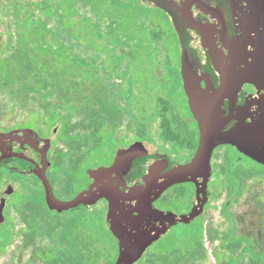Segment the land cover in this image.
<instances>
[{"label": "trees", "instance_id": "16d2710c", "mask_svg": "<svg viewBox=\"0 0 264 264\" xmlns=\"http://www.w3.org/2000/svg\"><path fill=\"white\" fill-rule=\"evenodd\" d=\"M114 1L117 2L115 7H97L98 13L108 24L104 34L99 30L94 41L96 44L97 41L102 44L104 38L113 49H120V54L112 56V60H116V63L124 62L127 57L130 61H135L136 54H140L150 60V64H154V67H138L139 71L132 68L130 80L122 91L130 107L138 113L135 118L138 127L136 139H145L148 134V122L160 119L163 138L166 141L183 144L181 135L173 128V120L169 116L171 114L175 116L174 118H178L172 104L176 92L168 93V84H160L153 76L155 68L161 64L159 59L161 53L166 51L161 47L162 34L158 32L156 25L160 20L169 23L168 18L157 7L146 5L145 0ZM138 13L140 16L137 15ZM141 21L146 25H142ZM149 24L152 25L150 31ZM149 33L153 35V42L149 40ZM16 37L14 41H9L4 51H0V96H3L7 104L12 107L37 108L47 116L46 122L49 127L61 126L63 138L78 131L89 133L84 141L85 148L79 146L83 152L82 157L73 164L64 178L63 194L70 199L86 187L85 183L78 188L77 181L85 180L88 171L105 165L107 161H104L103 155L107 152L114 154L121 144L115 140L114 135L122 127L127 109L112 97L113 85L104 82L100 70L109 74V78L115 76L120 81L124 80L125 76L122 67H86L85 61L72 58L56 33L47 23L34 19V14L19 23ZM95 42L92 46H97ZM97 57L98 55L95 57V63ZM163 65L173 66L168 55ZM169 80L170 78L167 77L166 81ZM151 91L153 96H150ZM144 95H148L152 103L151 111L143 102ZM229 160L231 158L226 154V163ZM84 161H88L89 164L80 175L77 173V168ZM238 166L237 163L232 166L231 174L234 181L228 179L227 166H223L228 180V192L231 195L234 192L242 193L246 180L264 178V166L260 171L244 168L243 165ZM228 206H225L224 213L233 225ZM26 207L34 213H40L50 233L63 228L65 238L73 250L72 256L68 251L58 252L52 247H43L36 252L34 257L36 261L39 258L41 264L115 263L114 251L117 247L114 237L108 230L106 222L103 226L97 222L95 218L97 215L82 216L90 210L80 214L51 211L46 205L44 192L41 195H33ZM47 211L57 216L50 218L46 214ZM62 214L75 217L63 223L60 221ZM196 223L199 225L201 219L191 225H184L189 229L188 231L181 235L178 233L172 235L169 243L148 253L138 264H196L202 260L204 244L201 228L198 225L192 228ZM211 233L212 230L210 239L215 240ZM234 233V229L229 230L222 239V248L230 253L243 248L239 258L248 252V264H264V250L257 251L249 238H235ZM35 234L36 228L30 225L28 242L33 240ZM4 246L5 244L0 245V249ZM239 261L240 259L236 258L228 264H239Z\"/></svg>", "mask_w": 264, "mask_h": 264}, {"label": "rangeland", "instance_id": "374dc122", "mask_svg": "<svg viewBox=\"0 0 264 264\" xmlns=\"http://www.w3.org/2000/svg\"><path fill=\"white\" fill-rule=\"evenodd\" d=\"M145 4L149 7H155L148 0H145ZM116 5L117 2L114 0H0V51L6 49L9 41H14L17 38L16 34L18 33L19 23L34 14V19H38L42 23H47L48 27L56 33V36L65 44L71 57H76L83 62L85 61L86 67H122L125 79L121 81L116 79L115 76L109 78V74L100 70L104 82L113 85L114 93L112 97H114L124 109H127L122 127L114 135L115 140L121 143L118 147H123L133 143L135 140H140L146 146L147 151H153L156 146L161 147L168 153L173 161H177L176 159L182 160L188 158L192 154L190 151L167 143L161 136L160 119L148 122V134L145 136V139H136L138 127L135 118L138 113L130 107L129 101L122 94V91L124 90V85L130 80V70L132 68L139 71L140 69H138V67H154V64H150V60L140 54H136L135 61H130L127 57L124 62L116 63V60H112V56L120 54L121 50L113 49V46L104 38L102 44L98 41V44H96L94 41L97 38L99 30H102L104 34L105 27L108 24L98 13L97 7H115ZM137 15L140 16L139 13ZM141 24L146 25L144 21H141ZM156 26L158 32L162 34L163 42L161 47L166 51L161 53L159 58L161 64L159 67L155 68L153 76L160 84H168V93H174L178 90L176 84L173 82L169 84L166 79L169 73L175 75V69L164 66L163 62L168 55L170 61H172L173 67H176L177 53L174 48L176 35H174V30L169 23H164L160 20ZM149 27L151 28L149 31L152 30V25L149 24ZM149 34V40L153 42V35L151 33ZM94 42L97 46H92ZM96 55H98L96 58L97 63L94 62ZM153 95L151 91L150 96ZM147 96L148 95H144L142 99L147 109L149 107V111H151L150 106H152V103ZM182 99L181 94L176 93L173 97L172 104L176 116L185 119V107ZM46 120H48L47 116L37 108L33 106H28L25 109L12 107L7 104L3 96H0V124L3 126L11 127L31 123L35 126L45 127V123H47ZM52 128L58 131L55 142L57 166L56 170L53 172V177L56 182V194L61 199H68L63 194L65 187L64 178L73 164L82 157L83 152L79 149V146L85 148L84 141L89 133L78 131L72 133L67 138H63L60 125ZM226 154L231 158L227 163ZM112 156V153L107 152L103 155V159L108 162ZM236 160H240V162H236ZM235 163L239 165L238 167L243 165L244 168L256 171L263 169L262 165L250 161L245 157H240V155L230 147L216 152L213 161L214 176L212 175V183L210 182L209 184L210 196L208 206L200 223L204 254L202 260L196 262V264H228L234 259H238L243 253V248L235 253H230L222 248V239L231 228L230 222L224 213L225 205L229 203L231 194L228 192V180L224 173L223 166H227L228 179L234 181L231 172L233 170L232 166H234ZM88 164V161L79 164L77 173L81 175L83 172L82 170L85 169ZM93 170L94 169L89 171V179L92 178ZM86 181V177L83 181L78 180V188L83 186ZM34 186L35 184L31 180L27 181V187L25 189V197L27 198L20 204V208L26 207L28 200H30L33 195H41L42 191L37 189L34 190ZM19 198L20 196L16 194L9 202V208L11 209L7 228L10 237L4 249L0 251V264H41L42 261L39 258L36 261L34 257L36 252L43 247H52L54 250H58V252L68 251V253H71L73 256V250L65 238L64 229L59 228L50 233L46 229L45 222L42 220L40 213H34L32 215L26 207V214L29 216V221H32L37 229L35 238L31 242H27L24 237L25 226L22 220V213L20 212L21 209L17 210L13 207L14 204H17ZM182 207L186 209L187 204L181 200H174L168 203V208L174 212H179ZM89 210V212L83 213L82 216L88 214L91 216L97 215L95 216L97 222L103 226V223L106 222L107 206L103 202H98ZM228 211L234 221L235 238L247 237L253 242L257 251L264 250V178L257 177L246 180L241 195L234 202L230 203ZM101 213L103 216H101ZM46 214L50 218L57 216L50 211H47ZM60 217V221L66 223L67 219H72L75 216L62 214ZM197 225L198 223L194 224L192 228ZM188 230L189 229L184 225L174 227L167 235L165 243H169V239H171L172 235L177 233L181 235ZM211 230V235L215 238L213 241L210 239ZM248 261L249 254L245 252L241 256L239 264H248Z\"/></svg>", "mask_w": 264, "mask_h": 264}, {"label": "flooded vegetation", "instance_id": "af4514ba", "mask_svg": "<svg viewBox=\"0 0 264 264\" xmlns=\"http://www.w3.org/2000/svg\"><path fill=\"white\" fill-rule=\"evenodd\" d=\"M148 1H151L155 7L160 9L166 15L169 24L174 30V35H176L174 48L176 49L177 53V64L176 67L168 66L172 69H175V75L169 73L168 77H170V80L168 82L169 84L172 82L176 84L178 88L176 93L181 94L183 98V105L185 107V119L180 116H178V118H174L175 116H172L171 114L169 115L170 119L173 120V128L179 133V135H181V142L183 141V144L175 141H165L177 147L187 149L192 154L188 158L182 160L176 159L177 161H173L166 151H164L161 147L156 146L153 151H148V156L139 158L133 162L130 171L124 178L127 183H131L144 176L147 172L149 163L153 160L160 159L164 156L169 162L168 169H171L175 165H185L189 163L197 152L200 141V128L199 123L192 113L189 99L185 91V78L182 67L183 53H186L188 63L193 66L191 67V72L188 73L187 79H193L203 91H205L206 87H208L209 90L211 89L214 91V98L211 97L213 100L216 98L215 96H217L218 90L223 83L229 85L231 82V85H244L245 74L243 68L241 67H264V63H262L264 61L262 51L253 48L254 42L251 41V39L253 40L254 37H256L254 35L256 33L255 30L261 28V25L254 20L256 9L250 8L252 3L251 1L232 0V3L235 5V7H237L236 10H234V5L230 4L228 0ZM259 4V2H256V5ZM240 31L247 38V40L242 43H237L236 38L238 37ZM259 58L262 61L261 63L254 62L255 59ZM233 67L239 68L234 70ZM201 94H203V92ZM246 101L247 92L244 89L239 90L235 96H233L232 92L227 94L226 98H223L222 101L223 110L226 116H229L231 113L232 103L235 108H241L245 106ZM203 103H205V101H203ZM235 123L236 120H232L224 127L223 130H229L232 126H234ZM57 132L58 131L55 128L51 129L47 123H45V127L35 126L31 123H25L11 127L0 124V207L3 205L2 216L5 220L0 224V245L6 244L10 236L7 228L9 222V212L11 209L9 208V202L16 194H18L20 198L17 204H14L13 207L17 210L21 209L20 212L22 213V220L25 226L24 237L26 238L27 242L30 235V225H34L36 228L35 224L32 221H29V216L26 214V211L29 209L26 210V207L20 208L19 206H21L20 204H22L25 198H27L25 197L27 181L31 180L35 184L34 190L37 189L42 191V193L44 192L45 197V189L43 184L31 173L35 166L42 163L45 164V158L50 163V166L47 169V176L54 186L55 191H57L55 187L56 182L53 177V172L56 170L57 166L55 154V142L56 136L58 134ZM137 141L140 140H135L134 142ZM133 143L123 147H117L110 160L105 165L99 167H110L114 162L117 150L121 148L126 149ZM227 147L234 149L236 153L240 155V157L250 159L231 145H221L213 152L211 160L212 169L216 152L219 150H225ZM88 174L89 171L86 174V187L81 189L75 196H77L81 191L87 189L93 182V175L92 178L89 179ZM213 176L210 179L211 183ZM88 179L91 180L90 183ZM209 184L208 200L210 196ZM195 195L196 183L177 184L166 190L157 200L152 203V206L159 211H170L177 215H185L191 212L195 202ZM240 195V192H234L230 196L229 203L226 205L230 206V203L234 202L237 198H239ZM174 200L183 201L185 204H187L188 209L182 207L179 212L172 211L168 208V203ZM101 202L107 206L108 213V202L104 199L99 201V203ZM207 206L208 202L205 205L204 213ZM29 212L30 214L32 213V215L34 214V211L32 210H29ZM202 217L198 220H202ZM231 220L233 221L232 217ZM179 225L185 224H178L176 226ZM106 226L111 232L107 222ZM198 226H200V224ZM174 227L169 229L166 234H164L157 241L153 242V244H151V246L146 250L143 257L136 264L145 258L148 253L154 252L158 248L165 246L168 243H165V239L170 231L174 229ZM230 229H234L235 231V225H231ZM33 237L35 238V235ZM113 237L117 247V249L114 251V264H116L119 256V243L114 235ZM4 247L1 248L0 251H2Z\"/></svg>", "mask_w": 264, "mask_h": 264}, {"label": "water", "instance_id": "95a60500", "mask_svg": "<svg viewBox=\"0 0 264 264\" xmlns=\"http://www.w3.org/2000/svg\"><path fill=\"white\" fill-rule=\"evenodd\" d=\"M249 1L252 2L250 8L256 9L254 20L261 25V28L255 30L256 37L251 41L254 42L253 48L262 51L264 56V0ZM228 2L234 5L232 0ZM256 2L260 4L256 5ZM236 8L234 5V10ZM245 40L247 38L240 31L236 42L242 43ZM254 62L262 61L259 58ZM182 67L185 91L200 128L199 146L189 163L168 169L169 162L163 156L149 163L144 176L127 183L124 178L133 162L149 155L144 143L137 141L126 149H118L110 167L94 169L93 182L72 199H61L57 196L47 176L50 163L46 158L45 164L37 165L31 171L43 184L46 205L51 211L80 214L92 209L103 199L108 202L106 222L119 243L116 264H136L151 244L169 229L178 224H191L202 217L208 202V184L213 175L212 155L217 147L231 145L264 166V67H241L245 74L244 85L223 83L214 100V91L208 87L203 91L193 79H187L193 66L188 63L186 53L182 54ZM237 68L239 67H233L234 70ZM242 89L247 92L245 106L235 108L232 103L231 113L226 116L223 98L230 92L235 96ZM232 120H236L234 126L224 131V127ZM185 183H196L195 202L190 213L177 215L170 211H159L152 206L166 190ZM2 208L3 205L0 207V224L5 221Z\"/></svg>", "mask_w": 264, "mask_h": 264}]
</instances>
